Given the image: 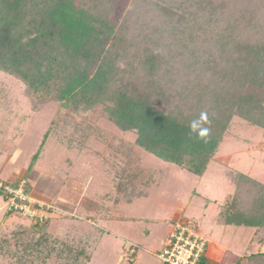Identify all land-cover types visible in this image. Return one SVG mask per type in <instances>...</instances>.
<instances>
[{"label":"trees","instance_id":"16d2710c","mask_svg":"<svg viewBox=\"0 0 264 264\" xmlns=\"http://www.w3.org/2000/svg\"><path fill=\"white\" fill-rule=\"evenodd\" d=\"M0 72L23 84L34 111L56 102L89 116L101 106L109 122L135 134L126 144L129 157L139 148L200 177L232 118L264 131V0H0ZM202 113L210 121L206 142L190 130ZM120 155L114 162L130 173L129 194L137 195L142 171ZM229 176L235 189L221 206L220 222L251 232L250 244L261 248L264 184L242 173ZM21 180L3 183L16 187ZM52 209L47 205L42 222L17 213L30 223L15 232L20 241L30 235L19 264L51 244ZM78 255L64 245L56 257L76 264ZM243 263L264 264V250L256 246L235 262Z\"/></svg>","mask_w":264,"mask_h":264},{"label":"rangeland","instance_id":"374dc122","mask_svg":"<svg viewBox=\"0 0 264 264\" xmlns=\"http://www.w3.org/2000/svg\"><path fill=\"white\" fill-rule=\"evenodd\" d=\"M113 12L120 21L122 9ZM134 138L133 132H122L109 122L101 106L89 116L69 113L56 102L34 111L23 84L0 72V181L14 182L24 176L31 199L53 208L47 231L51 244L25 255L24 264H67L56 257L64 245L83 254L76 264H162L157 255L172 224L190 221L203 234L217 229L210 241L225 244L227 254L221 264H235L236 258L242 259L256 246L264 250L249 244L251 232H241L237 240L219 238L227 227L216 224L213 215L234 192L230 173L264 184L262 129L232 118L213 161L200 177L139 148L129 157L126 144ZM37 151L39 158L28 172ZM113 155L142 171L137 195L129 194L134 181ZM7 213L0 195V264H19L30 235L20 241L15 232L28 230L30 223L21 215ZM54 239L62 245H55Z\"/></svg>","mask_w":264,"mask_h":264},{"label":"built area","instance_id":"2783aa9c","mask_svg":"<svg viewBox=\"0 0 264 264\" xmlns=\"http://www.w3.org/2000/svg\"><path fill=\"white\" fill-rule=\"evenodd\" d=\"M0 190L4 192L7 212L20 213L30 222L44 220L47 206L31 199L30 193L25 191V181H19L16 187L0 181ZM172 225L166 244L157 255L162 264H197L200 257H206L207 240L195 224L177 222Z\"/></svg>","mask_w":264,"mask_h":264},{"label":"crops","instance_id":"0c3cea01","mask_svg":"<svg viewBox=\"0 0 264 264\" xmlns=\"http://www.w3.org/2000/svg\"><path fill=\"white\" fill-rule=\"evenodd\" d=\"M220 210H221V207H219V209L215 213H213V215L215 217H217L216 224H218L219 226L227 227V228L224 229V230H226L225 233L221 231V233L219 234V238L224 239V240L228 239V241L237 240V238L239 237L241 232H245V229L244 228L242 229L241 227H235V226H226L225 224L220 222V218H219ZM231 227L234 229H232V230L229 229ZM215 231H217V229H215ZM230 231H232V232L230 233ZM214 232L211 233V230H210L209 233L203 234V232L201 231V233L204 235V237L206 238V240L208 242L207 247H206V264H221L225 260V257L227 254V249L225 248V244L210 241V239H212V237H214V235H213ZM227 234L231 237H234V238H228ZM250 239H249V244H250ZM238 259L236 258L235 261H237Z\"/></svg>","mask_w":264,"mask_h":264},{"label":"clouds","instance_id":"9594fccd","mask_svg":"<svg viewBox=\"0 0 264 264\" xmlns=\"http://www.w3.org/2000/svg\"><path fill=\"white\" fill-rule=\"evenodd\" d=\"M210 121L207 119V114L202 113L199 120L193 121L190 125L191 133H194L198 139L207 141L210 135V128L204 125L209 124Z\"/></svg>","mask_w":264,"mask_h":264}]
</instances>
